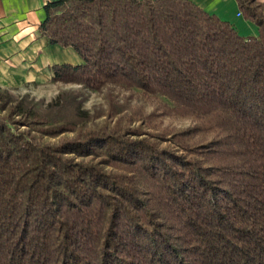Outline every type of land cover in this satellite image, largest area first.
Returning <instances> with one entry per match:
<instances>
[{
    "label": "trees",
    "instance_id": "1",
    "mask_svg": "<svg viewBox=\"0 0 264 264\" xmlns=\"http://www.w3.org/2000/svg\"><path fill=\"white\" fill-rule=\"evenodd\" d=\"M237 1L257 36L188 0L47 5L42 34L83 61L55 82L137 87L197 126L86 129L66 92L0 88V264H264V2Z\"/></svg>",
    "mask_w": 264,
    "mask_h": 264
},
{
    "label": "crops",
    "instance_id": "2",
    "mask_svg": "<svg viewBox=\"0 0 264 264\" xmlns=\"http://www.w3.org/2000/svg\"><path fill=\"white\" fill-rule=\"evenodd\" d=\"M55 1L59 0H0V88L46 83L53 79V66L83 63L74 49L52 44L41 32L47 19L46 7ZM188 1L230 23L243 37L259 34L237 0Z\"/></svg>",
    "mask_w": 264,
    "mask_h": 264
},
{
    "label": "rangeland",
    "instance_id": "3",
    "mask_svg": "<svg viewBox=\"0 0 264 264\" xmlns=\"http://www.w3.org/2000/svg\"><path fill=\"white\" fill-rule=\"evenodd\" d=\"M10 92L18 97L30 95L45 103L55 99L60 92H66L75 104L88 113V119L79 123V127L86 129L115 126L120 123L124 128L142 130L145 135L141 137H148L165 134L166 131L174 129L186 130L197 126V121L192 117L175 114L172 111V102L166 97L148 95L137 87L108 85L99 91H93L78 85L58 83L52 79L46 83L27 84L11 89ZM159 144L165 147L167 143L160 141Z\"/></svg>",
    "mask_w": 264,
    "mask_h": 264
}]
</instances>
